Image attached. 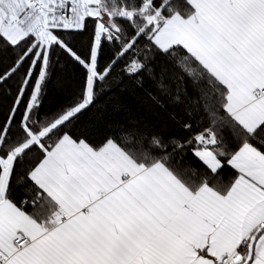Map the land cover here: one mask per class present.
Masks as SVG:
<instances>
[{
    "label": "snow or ice",
    "instance_id": "obj_1",
    "mask_svg": "<svg viewBox=\"0 0 264 264\" xmlns=\"http://www.w3.org/2000/svg\"><path fill=\"white\" fill-rule=\"evenodd\" d=\"M0 264H264V0H0Z\"/></svg>",
    "mask_w": 264,
    "mask_h": 264
}]
</instances>
